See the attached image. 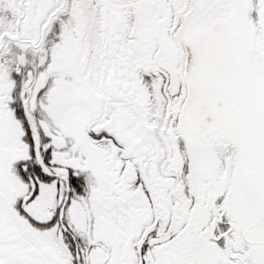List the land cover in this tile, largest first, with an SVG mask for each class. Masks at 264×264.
<instances>
[{
	"label": "snow or ice",
	"instance_id": "1",
	"mask_svg": "<svg viewBox=\"0 0 264 264\" xmlns=\"http://www.w3.org/2000/svg\"><path fill=\"white\" fill-rule=\"evenodd\" d=\"M0 264H264V0H0Z\"/></svg>",
	"mask_w": 264,
	"mask_h": 264
}]
</instances>
